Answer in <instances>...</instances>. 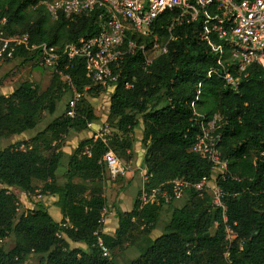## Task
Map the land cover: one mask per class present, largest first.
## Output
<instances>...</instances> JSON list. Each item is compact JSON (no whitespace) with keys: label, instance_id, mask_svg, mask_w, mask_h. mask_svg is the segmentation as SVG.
I'll use <instances>...</instances> for the list:
<instances>
[{"label":"trees","instance_id":"obj_1","mask_svg":"<svg viewBox=\"0 0 264 264\" xmlns=\"http://www.w3.org/2000/svg\"><path fill=\"white\" fill-rule=\"evenodd\" d=\"M41 1L0 0V20L6 18V31L29 33L33 42L58 46L97 33L92 17L68 20L59 15L54 20ZM163 20L164 15L160 24ZM199 27V22L178 27L169 52L147 68L143 54L136 53L114 69L117 81L109 117L117 132L111 145L123 158L134 146L133 131L142 126L143 163L150 176L147 187L176 177L195 182L210 175L212 165L192 151L198 128L191 103L195 101L196 109L206 116L220 113L222 157L241 178L221 183L227 194L228 219L237 233L230 245L231 256L234 264H264V166L254 163L264 149V67L251 65L237 91L215 74L207 77L216 58L198 39ZM158 30L167 35L160 26ZM17 57L37 60L25 50H18ZM66 63L63 59L61 68L71 75L81 94L76 117H69L66 110L29 140L0 149V239L9 235L16 239L11 249L0 244V264H25L32 255H40L44 264H118L112 252L127 246L139 251L128 264H225L227 241L220 211L212 208L209 194L200 197L193 189L180 198L185 199L182 206L170 208L162 233L154 238L151 234L165 205L138 209L137 199L131 210H117L118 228L113 235L101 231L107 207L101 160L107 147L95 135L81 141L60 176L64 154L56 149L59 144H52L59 143L69 130H85L98 119L89 97L99 96L105 88L86 76L83 58L69 62L67 68ZM127 80L133 81V88L125 87ZM63 86L70 88L54 72L45 89L25 81L9 95L0 94V139L36 128L43 110L55 114ZM87 145L90 156L82 154ZM39 184L37 194L58 197L61 222L42 202L27 212L19 211L20 201L11 191L31 194ZM96 231L110 249V257L98 246ZM70 240L85 244L86 249L72 247Z\"/></svg>","mask_w":264,"mask_h":264},{"label":"built area","instance_id":"obj_2","mask_svg":"<svg viewBox=\"0 0 264 264\" xmlns=\"http://www.w3.org/2000/svg\"><path fill=\"white\" fill-rule=\"evenodd\" d=\"M41 3L54 20L59 15H64L68 20L79 16L92 17L97 33L63 46L36 43L31 40L29 33L9 34L5 29L7 20L3 18L0 20V61L14 58L18 50L35 54L43 68L58 73L64 84L72 89L73 97L67 108V115L71 118L76 117L77 100L81 94L76 91L71 75L61 68L63 59L68 63L65 66L67 68L69 62L83 58L86 76L94 84L103 86L105 91L101 94H109L110 99L117 81L114 69L120 68L129 56L136 53L143 54L144 66L147 68L157 57L169 52L178 27L195 22L200 23L198 39L207 44L216 58L207 77L215 74L227 87L237 91L242 80L248 76L251 65L264 67V0H42ZM162 15L164 20L160 24ZM159 26L167 35L160 34ZM124 84L126 88L134 87L131 80ZM62 90L66 91V87L63 86ZM197 93L199 97V88ZM93 99L97 100V97ZM191 107L198 128L192 151L210 161L212 173L195 182L176 177L158 186L147 187L150 176L143 165V183L137 195L138 209L152 204H170L190 189L200 197L209 194L212 208L220 211L224 224L227 241L224 262L234 264L230 245L237 233L228 219L227 194L221 183L227 180L240 181L241 178L231 172L228 161L222 157V135L219 129L223 118L220 113L206 116L196 109L195 101ZM94 135L107 147L101 160L105 166L102 175L106 183L116 182L134 173L131 162L119 156L112 147L113 134L109 123H104ZM82 154L90 156L91 146H85ZM254 163L264 166V149L254 159ZM101 222H105L104 213ZM217 225L218 222L215 223ZM95 233L103 255L110 257L111 251L99 231Z\"/></svg>","mask_w":264,"mask_h":264},{"label":"rangeland","instance_id":"obj_3","mask_svg":"<svg viewBox=\"0 0 264 264\" xmlns=\"http://www.w3.org/2000/svg\"><path fill=\"white\" fill-rule=\"evenodd\" d=\"M52 73L50 70L43 68L38 60L32 59L29 61L24 60L21 57L13 58L11 60L0 61V94L9 95L15 88H17L21 83L28 81L33 85L39 86L41 89H45L50 81H51ZM73 97L72 89H67L61 95L60 101L57 103V110L55 114L50 115L47 110H43L40 113L38 119V125L36 128L32 130H28L19 135H11L5 138L0 139V149L7 147L8 145L15 143L20 140H29L33 137L37 132L43 130L56 116L60 115L64 111L67 110L68 102ZM94 97H89L90 102L92 103L95 113L98 116V119L91 123L85 130L75 131L69 130L65 136L59 141L57 148L63 152L62 162L64 164V168L66 166V162H68L69 156L74 152L78 144L80 143L78 139L80 138L78 134L82 132L84 134L83 137L95 133V130H100L104 123H109L112 127V134H116L115 126L112 120L109 117L108 106H109V94H101L97 96V100L93 99ZM142 126L139 129L133 131L134 143L137 145L133 147L132 155L130 157L129 153L127 155H123L124 159L127 161H132L131 165L134 168V175L129 174L127 176H123L116 181L114 186L104 187V183L102 182V186L105 188V196L107 198V207L113 208L118 207V196L120 193H123V202L125 205L129 204L131 198H133L139 192L140 183H143V174H140L141 167L137 165V161H139L140 157H142L143 153L146 149V144L143 142V132ZM96 131V132H97ZM90 138V137H89ZM56 146V145H55ZM54 146V147H55ZM24 147V145H23ZM136 148V149H135ZM119 156L121 154L117 152ZM63 168H59L58 172L62 173ZM143 172V171H142ZM14 192L19 201H20V209L19 211L27 212L35 208L36 204L42 201L40 200L46 196V201L48 202L47 206L52 212V216L57 217L56 213V197L51 195L37 194V192H41V184L38 185V188L35 193H24L21 190H12ZM185 198V196L183 197ZM185 202V199L176 200L169 205L163 206V212L161 214L160 221L157 227L153 230L151 236L154 238L162 233L164 223L169 219V210L173 205L176 207L182 206ZM173 206V207H175ZM171 213V212H170ZM60 221V220H59ZM16 243V239L14 235H9L7 237L0 239V244L6 248L11 249L14 247ZM116 262L118 264H128L130 260L136 258L139 255V251L136 246H127L124 248H116L112 252ZM43 258L40 255H32L25 262V264H44Z\"/></svg>","mask_w":264,"mask_h":264},{"label":"crops","instance_id":"obj_4","mask_svg":"<svg viewBox=\"0 0 264 264\" xmlns=\"http://www.w3.org/2000/svg\"><path fill=\"white\" fill-rule=\"evenodd\" d=\"M109 110H110V99H109V106H108V110H107V112H109ZM96 131L97 130H95V133H96ZM94 133V134H95ZM78 136L80 137L79 139H78V141L79 142H81V141H84V140H87L89 137H92V134H89L88 136H85V137H83L84 136V134H82V132H80L79 134H78ZM133 147H136L137 148V145H135V143H134V146ZM135 148V149H136ZM132 150H133V148L132 149H128V151H127V153H129V155H130V157H131V153H132ZM145 154H146V149H145V152L143 153V155H142V157H140V159H139V161H137V165L139 166V167H142L143 165H144V157H145ZM131 163H132V161H130ZM65 164V163H64ZM64 164H62L61 166H60V168H63L64 170H63V172L62 173H60V176L66 171V168H67V162H66V166H65V168L63 167L64 166ZM142 171H140V174L142 175ZM132 175H134L133 173H132ZM80 180L79 179H75V182H79ZM116 184V182H113V183H106L105 181H104V187L106 188V187H110V186H114ZM141 186H142V183H140V186H139V190H140V188H141ZM103 187V188H104ZM105 188H104V194H105ZM24 192V191H23ZM24 193H26V192H24ZM139 193V192H138ZM137 195L138 194H136L133 198H131L130 199V201H129V204L128 205H125L124 204V202L122 201L123 200V193H120L119 194V196H118V207H113V208H105V210H104V216H105V222H104V227H103V232L104 233H107V234H110V235H113L114 233H115V231H116V229L118 228V221H119V218H118V214H117V210H122V211H129V210H131L132 208H133V206H134V203H135V201H136V199H137ZM51 196H53V195H51ZM53 197H56V201H58V197L57 196H53ZM35 201H42V203L48 208V206H47V204H48V202L46 201V196L44 197V198H42V199H40V200H35ZM178 201V200H177ZM56 215H57V217H55L54 216V218L57 220V221H59L60 220V222L63 220V214H62V211H61V208H59V206H58V204H57V202H56ZM48 210H49V212L51 213V215H52V212H51V210L48 208ZM170 214V213H169ZM70 245L72 246V247H76V248H81V249H86V245L85 244H83V243H79V242H74V241H71L70 240Z\"/></svg>","mask_w":264,"mask_h":264}]
</instances>
